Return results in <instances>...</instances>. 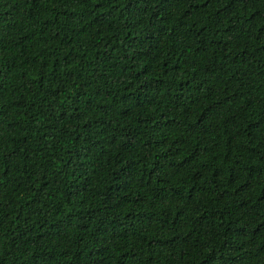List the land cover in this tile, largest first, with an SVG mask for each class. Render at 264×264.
I'll return each instance as SVG.
<instances>
[{
	"label": "trees",
	"instance_id": "obj_1",
	"mask_svg": "<svg viewBox=\"0 0 264 264\" xmlns=\"http://www.w3.org/2000/svg\"><path fill=\"white\" fill-rule=\"evenodd\" d=\"M0 264H264V0H0Z\"/></svg>",
	"mask_w": 264,
	"mask_h": 264
}]
</instances>
